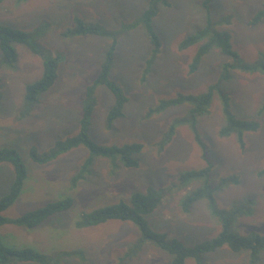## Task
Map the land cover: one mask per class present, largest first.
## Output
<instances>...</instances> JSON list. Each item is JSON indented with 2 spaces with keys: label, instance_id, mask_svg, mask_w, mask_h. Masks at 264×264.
I'll use <instances>...</instances> for the list:
<instances>
[{
  "label": "rangeland",
  "instance_id": "1",
  "mask_svg": "<svg viewBox=\"0 0 264 264\" xmlns=\"http://www.w3.org/2000/svg\"><path fill=\"white\" fill-rule=\"evenodd\" d=\"M201 3L202 0H169L168 7L159 6L151 21L159 39V53L146 74L145 62L152 47L146 30L138 26L116 38L109 77L127 98L123 117L117 118L110 128L106 126L114 98L104 86L99 87L88 135L102 146L140 144L141 151L133 156L137 167L126 168L120 161L95 157L91 173L69 190L70 178L89 156L88 150L79 146L40 165L44 167L42 170L29 169L20 195L22 204L29 197L30 203H41L71 196L73 207L56 214L41 229L4 226L18 227L25 236L29 233V237L36 235L43 239L45 244L31 243L27 248L32 245V250L52 256V264H170L172 256L151 241L141 242L139 228L131 222L114 220L94 227L75 225L82 212L119 202L129 204L132 193H144L149 187L165 191L156 209L144 216L152 231L176 238L188 247L210 240L221 231L207 200H199L188 210L182 209L180 203L202 181L184 186L178 181L179 175L206 166L203 149L190 125L176 124L187 116L191 105L183 103L148 115L149 109L161 101L205 92L218 81L223 62L231 61L214 48L204 56L196 72L189 71L198 46L181 50L179 45L203 27L205 11ZM150 4L151 0H2L0 25L26 32L29 46L13 44L18 55L13 65L2 61L0 50V150L16 149L26 165L27 161L32 162L30 148L45 153L57 141L78 134L85 89L96 77L113 40L91 35L62 37V33L75 27V18L108 30H120L133 25ZM209 7L217 29L229 33L237 61L264 64V16L251 25L255 15L264 9V0H210ZM222 18L229 20V24L218 26L217 21ZM43 52L60 56L57 77L31 107L24 102L25 89L42 76ZM230 74L231 78L220 85L230 98V110L237 119L254 122L255 130L244 133L242 144L233 135L220 137L225 119L219 97L214 94L207 113L196 118L197 135L205 144V155L211 165L210 184L219 187L213 194L216 208L228 211L252 201L251 213L234 223L237 232L249 237L261 235L264 230V73L236 68ZM171 125H177L175 131L163 143ZM10 167L8 163H0V192L10 180V172L14 175ZM223 178L227 183L220 186ZM233 178L236 183L230 182ZM30 208L33 207L29 204L12 206L3 215L14 219L31 211ZM4 226L0 233L2 242L5 239L3 243L9 247L22 246V238L11 235L2 238ZM247 255L222 247L204 258L205 264H249ZM10 264L36 263L12 260ZM184 264L196 262L188 258ZM257 264H264V252Z\"/></svg>",
  "mask_w": 264,
  "mask_h": 264
},
{
  "label": "trees",
  "instance_id": "2",
  "mask_svg": "<svg viewBox=\"0 0 264 264\" xmlns=\"http://www.w3.org/2000/svg\"><path fill=\"white\" fill-rule=\"evenodd\" d=\"M24 1V0H19ZM2 0H0V3ZM202 8L205 11V22L202 28L195 33L187 36L179 45L181 50L189 49L193 46H198L196 53L190 64L189 71L196 72L199 68L204 56L210 53L214 48L219 50V53L231 59L225 61L222 65L218 81L215 84L208 86L207 90L199 95H180L178 98L161 101L154 109H149L148 115L161 113L169 107L188 103L191 105L187 116L178 119L176 124H189L191 131L194 133V138L198 145L203 149V158L206 161V166L200 170H193L182 173L178 177L180 184L186 186L194 181H202L200 187L185 195L181 200L182 209L188 210L192 205L201 199L208 201L212 215L218 219L221 224V231L217 236L210 240L200 242L194 246H185L176 238H168L165 234L152 231L144 218V216L152 213L158 204L162 201L165 193L164 190H156L149 187L144 193L136 192L130 196L129 204L119 202L109 206H104L90 212H82L79 220L75 223L76 227H94L104 224L108 221H127L137 225L141 233V242L151 241L155 246L164 250L172 256L170 264H184L186 259L193 258L196 264H205L204 256L212 253L215 250L226 247L233 253L247 252L249 264H257L260 260L261 253L264 252V230L261 235L243 236L235 230L234 223L251 213L252 201L248 200L242 205H238L228 211H220L216 208L214 201V192L219 188L213 187L210 184L209 173L211 165L205 155V144L197 135L196 118L207 113L208 107L217 94L219 97L221 112L225 119V125L219 132L220 137H229L233 135L237 141L242 144L244 133L255 130L254 122H247L237 119L230 110V98L225 94L220 85L224 80L231 78L230 71L236 68L261 70L264 73V64L247 65L237 61V54L234 52L231 44V38L227 31L218 30L217 23L213 21L210 15V0H202ZM168 7L169 0H151L150 6L145 9L141 17L131 26H125L120 30H108L104 27L95 24L84 22L80 18H75V27L66 29L62 33V37L69 36H96L103 38H111L113 40L109 50L104 56V61L100 64L99 71L92 81L88 84L85 93L83 104L80 111V129L78 134L63 141H57L55 145L45 153H39L35 148L29 149V159L37 165H45L58 156L69 152L79 146H84L89 156L82 161L76 173L70 178L69 190L77 187L79 181L85 180L91 173L90 168L93 165L95 157H101L112 162L120 161L126 168H134L138 166V162L133 156L137 155L142 146L140 144H130L121 147H108L98 145L89 138L88 130L91 124V117L94 111L96 90L104 86L114 98L106 118V126L110 128L112 123L120 117H123V108L127 102L122 88L112 81L109 77L110 71L114 62L116 38L121 33L128 31L138 26L143 27L148 33V38L151 44L149 58L146 59L145 74L156 60L159 53V39L151 25L152 18L156 16L159 6ZM264 16V9L259 11L251 21V25L257 24ZM218 22V26L229 24V20ZM28 45V34L26 32L12 29L8 26L0 25V50L2 53V61L5 64L13 65L17 61V53L13 44ZM34 51H37L34 47ZM42 59V76L41 78L28 85L25 89L24 102L31 107L38 103L40 95L48 91L55 83L57 77V68L59 55L40 53ZM1 99V94H0ZM177 125L169 128L164 136L163 143H167L175 131ZM5 162L12 166L14 177L6 195L0 197V228L4 225H15L33 229L54 218L61 212H66L73 207V198L71 196L50 202L43 207L28 211L17 218L9 219L3 215V212L12 207L20 197L25 181L28 177V170L20 153L11 147H5L0 150V163ZM224 178L220 181V186L227 182ZM230 182L236 183L233 178ZM237 229V228H236ZM68 254V253H63ZM12 260L22 263L36 264H52L54 261L52 256H46L32 250L31 248H10L6 246L0 239V264H10Z\"/></svg>",
  "mask_w": 264,
  "mask_h": 264
},
{
  "label": "crops",
  "instance_id": "3",
  "mask_svg": "<svg viewBox=\"0 0 264 264\" xmlns=\"http://www.w3.org/2000/svg\"><path fill=\"white\" fill-rule=\"evenodd\" d=\"M24 162H25V160H24ZM11 168V167H10ZM26 168H27V170H28V177H29V169L30 168H33V169H36V170H42V168H44L43 166H40V165H37V164H35V163H33V162H30V161H27L26 162ZM10 170H12V168L10 169ZM13 177H14V175H13V173H12V175H11V172H10V180H8V181H6V183H5V186H4V191L3 192H0V197H2V196H4V195H6L7 193H8V191H9V188H10V185H11V183H12V181H13ZM27 177V178H28ZM27 180V179H26ZM21 195V194H20ZM29 200H30V197L29 198H27L25 201H24V203L23 204H29V205H31V207H33V208H30L31 210H35V209H37V208H40V207H43V206H45L46 204H48V203H50V202H53V201H56V200H53V201H50V202H39V201H32L33 203H30L29 202ZM40 203V204H39ZM22 203H21V198L19 197L18 198V200L15 202V204L13 205V206H17V205H23ZM39 205H42V206H39ZM11 208V207H10ZM9 208V209H10ZM9 209H7L6 211H8ZM6 211H4V213L6 212ZM27 212V211H26ZM71 212V211H70ZM3 213V214H4ZM65 215L66 216H68L69 215V212H67V213H65ZM62 216H64V214L62 215ZM56 218V217H55ZM55 218H53L52 220H54ZM50 221V220H49ZM48 221H46L45 223H43L42 225H40V226H38V227H35V228H39V229H41V228H43V226L47 223ZM35 228H33V229H35ZM32 229V230H33ZM2 232H3V234L4 235H2V238L3 237H7V236H9V235H11L12 237H19L20 239L22 238V242H23V244H22V246H18V247H12V246H10V247H12V248H17V249H22V248H27L28 246L27 245H30L31 243H33V244H35V245H41V244H45V241L43 240V239H41L39 236H36L35 234V236H31V237H29L30 236V234L29 233H27V235L25 236L24 235V232L22 231V230H18V227H10V226H4V227H2ZM23 232V233H22ZM0 233H1V228H0ZM24 235V236H23ZM23 236V237H22ZM3 242H5V239H3ZM7 243H9V242H7ZM9 244H7V246H8ZM24 245V246H23ZM9 247V246H8ZM31 249H32V245L31 246H29Z\"/></svg>",
  "mask_w": 264,
  "mask_h": 264
}]
</instances>
